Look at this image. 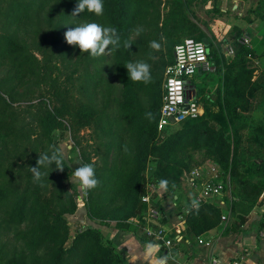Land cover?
<instances>
[{
    "label": "trees",
    "instance_id": "16d2710c",
    "mask_svg": "<svg viewBox=\"0 0 264 264\" xmlns=\"http://www.w3.org/2000/svg\"><path fill=\"white\" fill-rule=\"evenodd\" d=\"M47 1L0 0L3 2L0 21L4 23L0 27V68L6 70L0 79V138L11 139V136L26 143L16 155V160L7 162L0 158V237L2 232L10 230L15 239L21 241L20 248L15 250L10 243L0 246V264H123L121 251L105 243L102 229L79 228L67 245L71 227L66 215L75 213L77 209L75 194L69 191L67 180L75 169L84 164L93 165L102 189L92 202L102 206L101 209L98 205L100 217L112 213L109 206L118 201L122 200L116 211L121 204L123 207L132 201V208L124 212L126 216L120 217L118 213V217L112 219L116 220L117 228L136 233L143 224L142 196L146 193L147 184L144 171L150 157L158 160L152 182L160 190L165 188L163 193L173 200L177 194L180 198L176 190L181 189L184 174L195 168L190 167L187 158L192 159L189 149L199 144L201 136L205 138L202 148L215 157L213 161L222 170L223 166L228 168L240 187L249 182L246 179L248 174L264 172V122L252 126L254 119L249 114L257 109L259 101H264V66L261 68L252 61L264 57V49L242 43L241 28L234 26L230 33L229 42L235 49L227 59L214 48V42L207 33L191 20L185 0H102V15L85 10L79 17L70 16L77 0H57L56 3L65 5L63 14L73 18L72 24L87 22L111 26L120 36L121 46L112 51L110 45L109 49L116 56L114 70L123 84L121 95L113 99L115 108L111 109L106 104L97 110L90 96L92 86L102 85L104 78L103 72L92 70L100 59L90 53L79 54L75 65L82 63V73L77 68L69 71L54 61L53 53L58 50L59 37L64 36L68 29L59 24L47 29V39L26 40L24 37L30 33L27 26L31 27L34 36L39 30L43 31L41 13ZM263 6L264 0H259L258 8ZM54 11L50 10L49 15ZM147 12L151 29L148 35L160 42L164 38L167 40L168 59L163 60L158 73L150 69L147 83L134 82L125 67L129 61L128 54L136 44L130 35ZM14 24H25L23 38L18 36L16 26L12 29ZM186 30L196 35L187 37L207 39L211 68L215 66L216 70L220 68L223 71L219 78V95L214 102L217 107L213 108L208 103L206 95L202 99L197 96L200 103L203 101V115L183 121L175 131H170L169 126L159 132L163 74L174 62L176 45L185 38L178 42L177 36ZM52 31L55 33L53 37ZM43 33L45 35L46 31ZM125 40H130V48L123 47ZM261 45L264 46V39ZM257 71L259 73L256 74ZM75 79H80V85L76 84L80 97L73 91ZM28 81L39 88V102L33 117L38 127L35 138L31 132L36 129V123L18 126L12 104L19 95L33 94L32 90L21 92L22 85ZM144 95L147 96L146 103L143 102ZM86 126L93 128V137L100 142L97 149L102 158L100 165L80 148V141L76 138V133ZM60 128H68L75 133V147L80 149L82 158L74 165L67 162L53 137V132ZM127 132L132 138L129 146L124 139ZM53 150L62 155L63 171L58 170L54 163L42 167L41 172L45 175L40 182H35L31 166L36 165L38 156L50 154ZM4 152L0 150V157ZM161 181H167L166 187L160 186ZM263 190L264 186L258 188L259 192ZM91 191L94 193L92 189L89 194ZM100 196L103 199L98 198ZM155 196L159 197L157 206L164 213L162 195ZM94 213L99 215L96 211ZM180 213L184 215L188 230L197 235L217 227L222 217L221 207L203 203L193 208L190 197L180 206ZM138 238L144 243L151 240L140 233Z\"/></svg>",
    "mask_w": 264,
    "mask_h": 264
},
{
    "label": "rangeland",
    "instance_id": "374dc122",
    "mask_svg": "<svg viewBox=\"0 0 264 264\" xmlns=\"http://www.w3.org/2000/svg\"><path fill=\"white\" fill-rule=\"evenodd\" d=\"M187 3V12L189 17L193 22H195L204 32L207 33L208 37L210 39H213L212 37H215V40L217 39V35L220 39L223 38L224 35L230 37V33L232 32L234 26L238 25V17L237 14L243 9L244 7V1L245 0H218V2H214L213 0H185ZM48 3L44 7L42 13H41V20H43V31H46V36L44 35L43 31L39 30L36 32V36L31 34V27L27 26V29L30 31V33L25 34L24 37L27 39L35 38V39H47L48 33L47 29L49 27H54L56 24H59L62 27H73L80 23L85 22H79L77 24H72L73 18L68 17L67 14H63L65 11V5L56 3L57 0H48ZM189 2V3H188ZM247 4H251L252 8L251 11L248 13V17H254L257 16V11L255 10V7L258 3V0H246ZM3 4V2H0V5ZM236 6V7H234ZM37 7V6H36ZM55 9L53 14L49 15V11ZM162 11H164L163 6L160 7ZM149 19V12H147L141 21H138L136 23L135 29L131 32L130 39L135 41L136 44H134L132 50L128 54L129 56V62H139L143 61L147 63L150 66V69L155 70L157 73L160 71V65H162L163 60L168 59V51L166 48V39L164 38L162 42L155 39L153 36H149L150 33V27L147 22ZM4 23L0 21V27ZM25 24L21 25H15L12 27V29L16 26L18 29V36L20 38H23V32L22 30L23 26ZM21 26V27H20ZM238 27V26H237ZM225 29H230L227 32H224ZM138 33V34H137ZM195 33L184 31L177 36L178 42L182 40V38L187 36H193ZM197 34V33H196ZM55 33L52 31L51 36L53 37ZM212 36V37H211ZM60 40L58 42V50L53 53V60L60 63L64 68L71 71L72 69L77 68L81 73L84 72L82 63L76 64L75 61L77 60V56L81 54L82 56L87 54L88 52L81 53L80 49L78 47H73L69 44H67L66 39L64 36L59 37ZM156 41L160 44V49H152L150 48V42ZM177 42V43H178ZM215 43V41H213ZM254 40L250 39L249 46L254 45ZM213 43V44H214ZM226 41H224V38L221 41V45L219 43H216V46L214 47L217 49V47L225 48V50H228L230 46L227 45ZM232 48L235 49V47L232 46ZM232 55V54H230ZM40 57L41 54H39ZM93 57V56H92ZM102 57V58H101ZM96 58V57H95ZM99 62L96 63L92 67V70H99L104 73V78L102 81V85L98 87L92 86L91 88V96L90 99L93 102L94 106L97 108V110L103 109L106 104L109 108H115L116 103L113 101L114 98L120 97L121 91L123 88V84L120 82L117 73L114 70V65L116 62V56L114 57L113 52L110 49L105 50V54L97 57ZM115 58V59H114ZM63 60V61H62ZM255 65L256 62L253 59L252 60ZM5 69L0 68V79L5 75ZM162 79V87L164 83V76ZM208 73L203 72L199 73L197 72L195 76L192 78V82L196 84L197 87V95L199 99H202L205 95V88L207 85V78ZM76 77L78 74L75 75ZM75 86L74 93L77 97L81 96L80 91L77 89L76 84L80 85V79H75L74 81ZM163 89V88H162ZM34 91L33 94L30 96H23L19 95L16 102H12L13 104V110L15 112V117L18 119V126L26 125L27 123H33L35 124L34 127H36L35 130L31 132L32 137H36L35 131L38 130L37 127V121L34 117L35 113V107L36 104L39 102L38 94H39V88L37 86H33L30 81L24 83L22 85L21 92L24 91ZM82 99L83 96H82ZM143 102L147 101V96L144 95ZM203 103V101H201ZM110 109L111 113H114L113 110ZM252 118L254 119V122L251 124L254 126L258 122H264V102L262 105L257 107L254 111L249 113ZM180 128V125H171L170 131H175ZM73 131L71 132L68 128H60L53 132V137L58 141V146L60 147L62 154L64 158L67 160V162L70 165H74V163H77L79 160H81L82 156L80 153V149L76 148V141L75 137L73 136ZM160 136V134H159ZM11 139H2L0 138V150H4L5 152L1 154V157L4 161H14L16 160V155L20 154L23 147L26 143H23L21 141L14 140L13 137L10 136ZM77 140L80 141V148L84 150L87 155L92 159L93 162H96L97 165H100L99 163L102 162V158L100 155L97 154V149L99 145V140L93 137V128L86 126L82 127L78 133H76ZM13 139V140H12ZM107 138H105L106 140ZM125 143L129 146V144L132 143V138L130 136V132L125 133L124 136ZM199 144H196L192 146L189 150L190 155L192 159L190 160V167H198L201 166L203 163L207 161H213L215 160L213 155L209 153L207 150L203 149V142L205 141V138L201 136ZM188 150V151H189ZM158 165L157 158L150 157L147 161V167L145 168L144 175L145 177L152 178V175L155 171L156 166ZM223 171L225 174V180H226V190L224 194V200L226 203V206H223L224 208H221L222 210V216L225 215L227 219L230 218H236V216H241L245 218L246 215H250L253 211H258L260 216L264 214L261 212V208L264 204V190L259 192L258 188L261 186H264V172L260 173H250L247 175L246 179L249 180V182L245 185L240 187L232 178L231 172L228 170V168H225L223 166ZM72 172L69 175V178L67 180V185L69 191L74 195L77 202V209L75 213L68 214L66 217L68 218V221L70 223L71 227V238L68 240L67 245L71 243L72 236L76 233V231L80 228L85 229L88 227L92 228H98L102 229L101 227L107 223V225L111 226L116 224V220H113V217L118 216H124L125 211L132 208L133 202L129 201V203H126L123 207H121L123 204L120 205L117 210L118 203H121L122 200L118 201L117 203L109 206V209L112 210V213H108L105 217L101 218L100 213L102 206L98 203L97 205L94 202V197L98 195V192H102V189L100 185H98L94 189V193L91 191L89 194V191L85 192L81 190L78 187L79 181L76 180L73 177ZM185 181L182 178L181 183V189L176 190V192L180 193L182 197H185L188 199L191 197L193 192H190L185 185ZM165 188L160 190V195L164 197ZM97 193V194H95ZM163 193V194H162ZM166 197V196H165ZM100 199H103V197H98ZM162 199V198H161ZM168 200L172 204L174 200L170 197H168ZM182 198L177 203H182ZM184 203V202H183ZM182 203V204H183ZM176 204V203H175ZM100 206V208L98 207ZM218 206L216 203L214 204ZM173 207H176L178 210H180V205L178 206L173 205ZM97 212L99 215H96L94 212ZM120 213V214H118ZM112 214V215H111ZM118 214V216H117ZM111 215V216H110ZM126 216V215H125ZM251 216V215H250ZM124 217H122L123 219ZM222 219V217H221ZM103 230V229H102ZM138 230V229H137ZM105 232V231H104ZM138 233H140L142 236L145 235L143 230H138ZM10 243L13 246V249H19L21 246V241L16 240L15 236L13 234V231H4L2 232V235L0 237V246L2 244ZM105 243L109 245H113L112 240L109 238L108 234L105 232ZM10 247V245H9ZM117 248V247H116ZM13 250V252H14ZM121 255L123 257V254L121 252ZM124 264V263H123Z\"/></svg>",
    "mask_w": 264,
    "mask_h": 264
},
{
    "label": "crops",
    "instance_id": "0c3cea01",
    "mask_svg": "<svg viewBox=\"0 0 264 264\" xmlns=\"http://www.w3.org/2000/svg\"><path fill=\"white\" fill-rule=\"evenodd\" d=\"M258 6L259 0L255 7L258 17L249 18L248 13L251 11L252 5L247 4L245 0L243 9L237 14V26L243 30L242 38L248 37L250 40L252 37L254 40L252 47L262 50L264 49V46L261 45L264 39V6L262 9H259ZM228 30L230 29H225L224 32L228 33ZM212 38L215 41L214 47L216 43L221 45L223 38L228 43L227 45L232 47L229 36L224 35L220 39L217 35L216 40L215 37ZM217 49L220 50V55L224 54L227 59L233 55H230L229 50H225L224 47L220 46ZM254 60L261 68L264 66V57ZM220 66L222 67V64ZM210 71L211 73L204 70L198 72L209 74L206 80L205 95L208 103L216 108L214 102L219 95L221 86L219 78L223 71L220 68L216 70L215 66ZM192 84L194 83L192 82ZM263 102L259 101L258 107ZM161 198L165 208L162 225L172 237H182V239L174 241L172 246L160 245L152 238L144 243L138 238V233L135 231L119 229L114 225H103L101 227L103 231L108 234L113 245L122 252L124 264H264V214L261 217L258 211H253L251 216L246 215L243 220L241 216H236L234 219L230 217L226 220L221 219L217 227L197 235L188 230L184 215L176 207H173L178 204L181 206L183 202L185 204L188 199L182 197L181 194L178 199L177 194L171 204L165 195ZM181 198L183 199L182 203H177ZM261 212L264 213V204ZM149 245L152 246L151 252H149Z\"/></svg>",
    "mask_w": 264,
    "mask_h": 264
},
{
    "label": "built area",
    "instance_id": "2783aa9c",
    "mask_svg": "<svg viewBox=\"0 0 264 264\" xmlns=\"http://www.w3.org/2000/svg\"><path fill=\"white\" fill-rule=\"evenodd\" d=\"M241 42L248 45L250 40L248 37H243ZM228 50L230 54H234V48L230 47ZM174 57V62L165 70L164 93L158 121L159 132L185 120L197 119L204 113L203 105L198 101L197 94L193 97V89H190L191 98L187 97L186 81L190 80L192 83V78L199 70L211 69L207 45L202 40L185 37L176 45ZM183 180L188 190L193 192L190 198L192 201H197L198 205L216 203L218 207L226 206L224 200L225 174L217 162L207 161L193 168L184 174ZM159 193V186L147 177L146 193L142 196V230L147 237L154 239L158 244L172 246L174 241H180L182 237H172L162 225L164 213L157 206L159 197L155 196ZM183 210L186 211L185 208ZM222 219L227 218L223 215Z\"/></svg>",
    "mask_w": 264,
    "mask_h": 264
},
{
    "label": "clouds",
    "instance_id": "9594fccd",
    "mask_svg": "<svg viewBox=\"0 0 264 264\" xmlns=\"http://www.w3.org/2000/svg\"><path fill=\"white\" fill-rule=\"evenodd\" d=\"M85 10L92 12L97 16L103 14L102 0H77L75 7L72 10L70 16L79 17ZM138 34V33H137ZM67 44L78 47L81 53L88 52L93 57H98L105 54V50L109 49L111 45L112 51H115L121 46L120 36L115 28L108 26H102L97 23H80L73 27H68L64 33ZM150 48L159 50L160 44L156 41L150 42ZM123 47L130 48V40L123 42ZM129 78L134 82H145L150 80V66L143 62H129L125 65ZM151 117V113L148 114ZM56 165V168L63 171V158L57 151H51V153H44L38 156L36 165L31 166V172L35 182H40L45 173L41 172V168L49 167L52 164ZM73 177L79 181L78 187L87 192L95 189L99 180L96 178L95 170L92 164H84L83 166L75 169ZM167 181H161L160 186L166 187ZM197 201L193 200V207L198 208ZM152 246L149 245V252H151Z\"/></svg>",
    "mask_w": 264,
    "mask_h": 264
},
{
    "label": "water",
    "instance_id": "95a60500",
    "mask_svg": "<svg viewBox=\"0 0 264 264\" xmlns=\"http://www.w3.org/2000/svg\"><path fill=\"white\" fill-rule=\"evenodd\" d=\"M203 41L205 42L206 45H208L207 44V39H204ZM186 87H187V97L188 98H191L190 89H193L194 90L193 91V97H195L196 94H197V90H196L197 87H196V85L192 84L191 81L188 80V81H186ZM172 122H174V118H172Z\"/></svg>",
    "mask_w": 264,
    "mask_h": 264
}]
</instances>
